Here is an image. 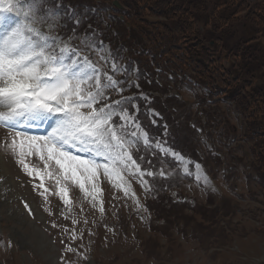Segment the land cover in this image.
Listing matches in <instances>:
<instances>
[{
    "label": "rangeland",
    "instance_id": "1",
    "mask_svg": "<svg viewBox=\"0 0 264 264\" xmlns=\"http://www.w3.org/2000/svg\"><path fill=\"white\" fill-rule=\"evenodd\" d=\"M52 1L38 0L36 19L25 21L26 0H3L20 14L3 13L0 37L27 22L61 38L87 58L88 76L96 77L81 80L85 95L100 93L81 111L120 101L109 109L112 123L136 135L122 138L117 131L102 156L70 143L77 156L99 165L96 176L78 173L76 179L70 173L65 178L54 161L46 168L39 153L21 157L13 152V131L0 126L1 168L7 167L11 180L0 185V264H264V184L254 171L251 142L243 138L245 123L235 103L213 101L188 74L164 73L149 81L134 68L126 71L121 55L103 39L112 30L110 0L93 17L76 10L69 15ZM48 14L54 20L42 19ZM233 29L242 35L240 25ZM106 76L118 84L110 86ZM152 105L146 115L139 111ZM133 108L140 117H134ZM61 117L54 114L31 127L21 123L33 134L22 133L47 136ZM165 142L200 162L188 165ZM20 159L41 171L43 188Z\"/></svg>",
    "mask_w": 264,
    "mask_h": 264
},
{
    "label": "trees",
    "instance_id": "2",
    "mask_svg": "<svg viewBox=\"0 0 264 264\" xmlns=\"http://www.w3.org/2000/svg\"><path fill=\"white\" fill-rule=\"evenodd\" d=\"M119 1L121 8L110 9L114 33L105 35L113 50L125 54L128 65L135 62L149 81L164 72L173 78L188 74L213 101L234 102L245 123L243 138L251 142L254 171L264 184V3ZM60 2L89 15L91 6L99 10L107 0ZM236 24L242 35L233 29Z\"/></svg>",
    "mask_w": 264,
    "mask_h": 264
},
{
    "label": "snow or ice",
    "instance_id": "3",
    "mask_svg": "<svg viewBox=\"0 0 264 264\" xmlns=\"http://www.w3.org/2000/svg\"><path fill=\"white\" fill-rule=\"evenodd\" d=\"M26 2L28 8L23 13L25 21H34L39 7L38 0ZM13 11L20 14L12 3L5 6L3 0H0V23L5 19L3 13ZM42 19L54 20V14H48ZM86 64L87 58L81 57L61 38L42 33L27 22L5 29L4 35L0 37V125L13 129L10 147L13 152L18 151L21 157L39 153L46 168L48 162L54 161L65 173V178L70 173L72 178L79 179V173L91 179L96 176L99 165L88 157L82 158L61 150L59 145H79L82 152L102 156L111 146V141L117 138V131L122 133V138L136 135L128 133L126 128L112 127V112L109 109L118 107L120 101L93 109L89 113L81 111L85 105L91 107L100 94L98 91L96 94L89 92L85 95L81 90L83 78L96 79L95 76H88ZM113 70L115 71V66ZM92 71L98 70L93 68ZM105 79L110 86L118 84L110 77L106 76ZM54 114H62V117L47 136H25L16 130L21 123L29 127L37 126ZM45 150L46 156L43 155ZM18 163L28 175L38 176L41 181L39 187H44V176L39 169L30 168L24 159L18 160ZM52 175V172H48V176ZM81 187L83 188L82 183ZM60 191L63 193L64 189ZM68 251L73 249L69 247Z\"/></svg>",
    "mask_w": 264,
    "mask_h": 264
},
{
    "label": "bare ground",
    "instance_id": "4",
    "mask_svg": "<svg viewBox=\"0 0 264 264\" xmlns=\"http://www.w3.org/2000/svg\"><path fill=\"white\" fill-rule=\"evenodd\" d=\"M11 148V147H10ZM12 149V148H11ZM6 158V157H5ZM6 167V166H5ZM5 167L1 168V157H0V179H1V183L0 185L3 186V185H7V184H10V176L7 175ZM7 168V167H6ZM8 171V170H7ZM11 185L13 186V184L11 183ZM13 191V190H12Z\"/></svg>",
    "mask_w": 264,
    "mask_h": 264
}]
</instances>
